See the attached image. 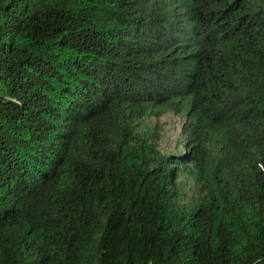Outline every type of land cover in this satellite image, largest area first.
Instances as JSON below:
<instances>
[{"label":"trees","instance_id":"1","mask_svg":"<svg viewBox=\"0 0 264 264\" xmlns=\"http://www.w3.org/2000/svg\"><path fill=\"white\" fill-rule=\"evenodd\" d=\"M0 264H264V0H0Z\"/></svg>","mask_w":264,"mask_h":264},{"label":"rangeland","instance_id":"2","mask_svg":"<svg viewBox=\"0 0 264 264\" xmlns=\"http://www.w3.org/2000/svg\"><path fill=\"white\" fill-rule=\"evenodd\" d=\"M140 123L147 128L151 135L158 134L159 138L156 142L160 152L167 153L181 148L178 143L181 119L177 115L167 112L159 116L144 118ZM181 180L184 184L183 193L185 197H188L191 179L187 176Z\"/></svg>","mask_w":264,"mask_h":264}]
</instances>
